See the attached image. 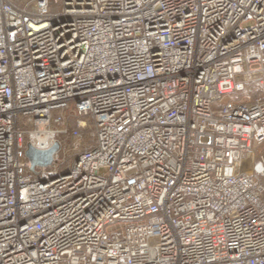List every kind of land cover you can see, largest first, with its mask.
<instances>
[{"label":"built area","instance_id":"built-area-1","mask_svg":"<svg viewBox=\"0 0 264 264\" xmlns=\"http://www.w3.org/2000/svg\"><path fill=\"white\" fill-rule=\"evenodd\" d=\"M263 82L264 0H0V264H264Z\"/></svg>","mask_w":264,"mask_h":264},{"label":"rangeland","instance_id":"rangeland-1","mask_svg":"<svg viewBox=\"0 0 264 264\" xmlns=\"http://www.w3.org/2000/svg\"><path fill=\"white\" fill-rule=\"evenodd\" d=\"M21 2L23 3H27V2H30L31 0H20ZM256 98H261L264 100V82L262 84H255L252 88V91L251 92H247V94H236V95H233L231 97H229V99H235L237 101H241L243 103H250L251 101H253L254 99ZM60 115L62 114V112H53V115ZM84 121H87L86 118H83ZM22 124V122H20ZM31 127L29 126H24L23 127V130L25 131H28L30 130ZM61 141V152L64 151V152H70L71 151V146H70V143H68L66 140H64L63 138L60 139ZM258 154H262L264 156V144L257 147L256 148V151H255V154L254 156L250 157L249 160H247V162L244 163V170L246 172H249V164L251 163V161L253 159H256ZM115 230V228L113 227H109L107 229L108 232H113Z\"/></svg>","mask_w":264,"mask_h":264},{"label":"water","instance_id":"water-1","mask_svg":"<svg viewBox=\"0 0 264 264\" xmlns=\"http://www.w3.org/2000/svg\"><path fill=\"white\" fill-rule=\"evenodd\" d=\"M58 149L59 145L57 143L53 144V146L47 150H37L31 145H28L25 151V157L30 163V171L34 172L35 168H46L51 166L53 161L52 157Z\"/></svg>","mask_w":264,"mask_h":264},{"label":"trees","instance_id":"trees-1","mask_svg":"<svg viewBox=\"0 0 264 264\" xmlns=\"http://www.w3.org/2000/svg\"><path fill=\"white\" fill-rule=\"evenodd\" d=\"M82 141H81V149L82 150H86L89 149L92 146V138L90 136V128L87 127L85 129L82 130ZM68 143H70L69 140H67ZM77 155V152L74 151H70V152H64L63 156H62V164H61V168L60 171H65L67 169V167L72 163V161L75 159Z\"/></svg>","mask_w":264,"mask_h":264},{"label":"bare ground","instance_id":"bare-ground-1","mask_svg":"<svg viewBox=\"0 0 264 264\" xmlns=\"http://www.w3.org/2000/svg\"><path fill=\"white\" fill-rule=\"evenodd\" d=\"M250 157H251V156H249L248 158H246V159L243 161V164H244L245 162H247V160H249Z\"/></svg>","mask_w":264,"mask_h":264}]
</instances>
